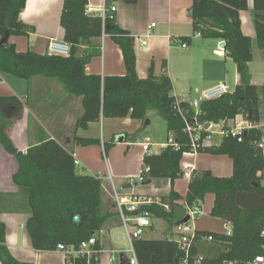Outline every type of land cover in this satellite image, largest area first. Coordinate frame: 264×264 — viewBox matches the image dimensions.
I'll return each mask as SVG.
<instances>
[{
    "label": "trees",
    "instance_id": "16d2710c",
    "mask_svg": "<svg viewBox=\"0 0 264 264\" xmlns=\"http://www.w3.org/2000/svg\"><path fill=\"white\" fill-rule=\"evenodd\" d=\"M114 0H106L110 8ZM134 2L136 0H125ZM27 0H0V40L9 35L28 36L35 27L21 20ZM88 0H64L61 26L64 40L71 44L69 56H49L33 51L18 52L9 41L0 46V71L23 79L44 76L58 79L66 92L81 99L83 114L76 120V129L87 128L92 122L105 118H132L146 121L150 110L157 111L166 121L169 132L174 133L177 146L167 145L160 154H146L143 159L144 182L152 179L183 177V155L191 150V142L184 132V120L176 109L173 82L169 75H157L152 65L147 78L137 73L136 37L121 28L115 12L89 13ZM247 0H193V28L205 38H219L227 54L235 61L241 83L223 96L205 100L200 106L199 119L205 123H220L242 115L246 120L259 124L264 118V85L252 83L249 63L253 58L252 38L241 30L240 11L247 9ZM254 24L258 47L264 50V14L256 0ZM113 15V17H111ZM104 34L110 35L121 48L127 73L123 76L102 77L88 74L86 66L99 53L82 50ZM190 114L195 108L187 101H180ZM22 102L15 96L0 94V141L4 148L15 155L19 162L13 175L15 183L25 191L31 216L27 222L35 249L54 251L58 244L78 247L103 227L110 214L103 213V181L99 176L80 174L74 152L60 141L45 135L38 143L22 152L14 145L8 130L21 116ZM263 107V111H262ZM264 132L261 128L247 130L242 141L224 138L219 147L206 148L213 154L226 155L233 161L230 177L215 176L211 171L194 173L185 196V204L193 208L209 193L215 195L211 215L221 218L234 229L230 234L197 231L190 251V264L200 259V264H223L236 261L243 264L255 257L264 256V151L258 146ZM81 145L100 143L99 139L75 136ZM149 168V171H146ZM143 182V183H144ZM182 196L173 188L161 202L175 205ZM1 203V193H0ZM172 221L173 211L158 202L142 204L139 211ZM1 214V209H0ZM80 217L76 222L74 218ZM212 237L217 254H200L204 240ZM98 239V237H97ZM200 242V243H199ZM199 243V246H198ZM140 264H180L183 255L177 239L148 240L141 237L133 241ZM99 251L92 263H100V241L92 246ZM0 261L2 264H35L15 258L7 244L6 225L0 220ZM66 264H87L83 256L70 255Z\"/></svg>",
    "mask_w": 264,
    "mask_h": 264
},
{
    "label": "crops",
    "instance_id": "0c3cea01",
    "mask_svg": "<svg viewBox=\"0 0 264 264\" xmlns=\"http://www.w3.org/2000/svg\"><path fill=\"white\" fill-rule=\"evenodd\" d=\"M88 1V11L93 14L101 13L103 6L106 5V0ZM63 4L64 0H27L26 7L21 13V20L34 26L35 32L28 36L13 35L10 37L9 41L15 44L18 52L33 51L44 55L47 53L51 40H64L65 30L60 22ZM258 4L260 7H264V0H258ZM112 5L117 8L115 11L117 24L121 28L129 30L136 37L137 73L139 77L147 78L150 67L153 65L157 75L167 74L170 76L175 97L180 101L187 102L196 99L192 98L194 93L201 92L203 94L204 91L213 86L227 83V73L224 70L228 64L227 59L221 60L222 62L220 59H216L217 67L208 76L206 74L199 77V75L192 74V71L197 67L205 69L207 66L209 60L207 50L198 52V47L200 48L202 45L203 47L210 45L214 57H222L219 48H223L224 53L229 56L225 47L221 46L222 39L205 38L199 32L194 31L193 18L189 14L193 0H136L134 2L114 0ZM247 5V9L240 11L241 30L253 41V58L249 63L252 83L262 86L264 79L258 81L252 71V65L255 62L262 63L264 61V50L258 47L256 41L257 32L254 24V15L257 12L256 0H247ZM260 12L264 14V10ZM151 24H155V26L149 34L148 27ZM191 32L198 38H205L203 40L205 42L190 47ZM142 40H148L147 44L142 45ZM183 43L186 44L185 47L182 46ZM87 49L99 51L86 66L88 74H98L105 77L123 76L127 73L123 52L110 35L104 34L95 39L90 46L82 47V50ZM173 57H177L175 66L172 63ZM236 71L234 80L237 86L241 83L237 65ZM0 94L4 96L15 95L23 105L22 116L15 119L8 130L16 148L26 153L32 144L38 143L45 135L50 136L74 152L75 159L79 161L76 164L78 173L102 178L104 189L102 211L110 214V216L96 234L102 246L99 264H105L106 253L109 255L108 264H115L111 261L114 251L126 252L123 248L114 246L120 237L119 235H123L124 239L126 236L121 233L125 227L114 199L113 183L122 197L127 199L143 196L152 199V201L162 200L174 188L182 196L185 203V196L194 173L209 170L219 177H230L233 174L231 158L226 155L199 151L183 155L181 168L184 175L176 179L174 185L170 179H152L150 184L142 183L144 188H140L141 183H139L138 187L123 189V184L129 182L131 178L136 179L139 176L144 156L146 154H160L162 149L169 145V140L175 138L173 132H169L167 129V142L164 139L154 141L150 136H142L141 134V130L144 127L147 128L151 121L146 123V121L142 122L132 118H105L103 116L100 121L90 123L87 128L76 129V120L83 114L81 99L69 95L62 83L56 78L34 76L27 80L0 71ZM262 123L264 120L261 121ZM128 125L130 129H127ZM75 136L99 139L101 142L85 146L76 142ZM145 137L152 139V147L149 153H145L142 146L137 142L139 138ZM222 141L223 138L220 136V140L217 142L214 140L211 147H219ZM126 145L128 146L125 150ZM101 146L103 149L101 152L102 154L105 153L106 157L108 156V147H113L110 149V157H107L105 163L98 157V150ZM154 147L160 149L153 151ZM121 148L124 151V156L121 155V151H118ZM18 167L19 162L16 156L9 153L0 141V220L6 225V239L9 249L12 255L20 261L35 264H66L68 257L65 253L58 250H37L32 244L27 230V222L31 216L27 197L25 191L13 180V175L17 172ZM156 181H158L157 184ZM180 200H176L172 207L168 204L173 211V217L174 208ZM214 202L215 195L209 193L200 203L206 206L208 215L212 217L211 219L215 224L211 226L209 222L198 218L190 226H193L196 232L230 234L229 225L231 224L211 215ZM189 208L192 210L191 207ZM188 216L189 220L186 221ZM173 217L169 223L165 219L151 215V226L146 229L141 238L148 240L178 239V225L190 224L191 215L188 214L179 223H174ZM158 219H162L168 224L164 223L158 228L155 222ZM203 242L205 245L200 248V254L207 256L217 254V249L211 240L203 239ZM0 264H2L1 261Z\"/></svg>",
    "mask_w": 264,
    "mask_h": 264
},
{
    "label": "built area",
    "instance_id": "2783aa9c",
    "mask_svg": "<svg viewBox=\"0 0 264 264\" xmlns=\"http://www.w3.org/2000/svg\"><path fill=\"white\" fill-rule=\"evenodd\" d=\"M117 10L116 6L112 5L110 8H107L106 5L102 8V15L105 17L107 12L114 13ZM113 17V15H111ZM155 26V24H151L148 27V33H151V29ZM201 34V33H200ZM142 45L147 44V40L141 41ZM183 47L186 46L185 43L182 44ZM71 53V44L64 40L53 39L49 42L47 53L49 56H69ZM232 87L228 83H221L216 86H213L202 94L201 99H194L189 102L190 106L195 108V112L190 114L188 111L182 108L180 100L176 101V109L180 116L184 120V132L188 135L191 142V150L186 153H197L200 150L209 148L213 145L214 137L216 135L221 136L223 139L232 137L237 138L238 141H242L243 134L252 128H261L264 127V123L254 124L248 120H246L242 115L236 116L234 119L224 120L220 123L222 127L217 129V126L220 123H209L210 125L207 127L208 123L202 122L199 119V106L205 100H213L223 96L224 94L233 91ZM137 142L142 146L145 153H149L152 147V139L150 137L139 138ZM174 138L169 140V145L177 146ZM258 146L264 151V139L259 142ZM75 163L78 164L79 161L75 159ZM140 172L139 176L134 179L131 178L129 182L132 184L139 182H144V176ZM146 171H149V168H146ZM113 192L114 199L118 205V209L121 215L122 223L126 229V234L128 239L131 242V249L126 251L127 253H132L129 256L131 264H140L135 253V249L133 246V241L136 238L141 237L146 229L151 226V213L148 211H139V208L142 204H150L153 202L161 203L165 209L170 210V206L168 204H164L161 200L152 201V199L143 197V196H134L131 199H127L122 197L121 193L118 191L117 187L113 183ZM203 212L200 203L195 205L192 208L191 213L193 215H200ZM178 245L183 252V255L180 259V264H190V251L194 244V239L196 236V231L193 226H190L188 223H182L178 226ZM264 235V231H263ZM208 240H212V237L209 236ZM98 242L97 236H92L89 240L83 241L78 247L73 245L67 246L65 244H58L57 249L61 251L69 257L70 255L74 256H83L87 260V264H93L92 259L93 255L97 254L99 251L94 249L92 246L96 245ZM122 251H114V255L111 258V261L115 264H119L120 254ZM200 259H195L194 264H200ZM223 264H238L236 261H227ZM243 264H264V256L259 255L255 257L253 260L243 263Z\"/></svg>",
    "mask_w": 264,
    "mask_h": 264
},
{
    "label": "rangeland",
    "instance_id": "374dc122",
    "mask_svg": "<svg viewBox=\"0 0 264 264\" xmlns=\"http://www.w3.org/2000/svg\"><path fill=\"white\" fill-rule=\"evenodd\" d=\"M191 37H192V42H191V45L190 47L194 46L195 44L197 43H201V42H205L203 41L205 38H198L197 35H193L192 32H191ZM148 41V40H147ZM203 47V45H202ZM202 47H198V49H196L198 52H203L202 50H207V57L209 58L208 62H207V66L206 68L204 69L203 67H197L196 69H194L192 71V74L194 75H210L211 71L216 69L217 65H216V59L219 60L220 59V62H222L221 60H224V59H227L228 60V64L227 66L224 68V70H226V73H227V78H226V82L228 84H230V86L232 87V89H235L236 87V83H235V80H234V75L236 74V65H235V62L234 60L227 56L226 53H224L223 51V48H219L218 50L220 51V54L222 55V57H214L212 56V48H210L211 46L210 45H207V46H204L203 48ZM180 56V55H179ZM177 57H173V65L175 66V60H176ZM208 64L210 65L208 67ZM252 71L253 73L255 74L256 78L258 79V81L260 80H263L264 79V61L262 63L260 62H255L253 65H252ZM183 85V83H182ZM202 97V94L201 92L199 93H194L192 98H197V99H201ZM22 110H23V106H22ZM262 111H263V107H262ZM23 112L21 113V116H22ZM149 120L151 121V124L147 126V128H143L141 131H142V136H150L151 138H153L154 141H158L159 139H164L165 142L168 141V138H167V128H166V121L165 119L155 110H151L149 111L148 113V118L146 119V121ZM264 118H262L261 121H263ZM116 122V121H114ZM119 124H121L120 122H118ZM118 123H115L118 125ZM122 126V125H121ZM124 127V126H122ZM222 127V124L220 123L218 126H217V129H220ZM126 129V128H125ZM127 129H130V126L128 125L127 126ZM262 131L264 132V127H261ZM264 139V137H263ZM214 140L215 142H217L218 140H220V136H215L214 137ZM127 146L126 145V148L125 150L127 149ZM100 149L98 150V157L101 158V160H103V162L105 163L106 162V159L107 157L109 158V153H110V149L113 148L111 146L108 147V156L106 157V154L103 153L101 151H103L102 149V146L99 147ZM160 148L158 147H154V150L153 151H157L159 150ZM118 151H121V155L124 156V151L121 149H118ZM123 153V154H122ZM263 178H262V184L264 185V170H263ZM158 181H156V184H157ZM140 188H144L142 183L140 184ZM201 207H202V210L203 212L201 213V215H193L191 213V209L189 208V206H187L183 199L181 198L180 202L178 205L175 206L174 208V217H173V222L174 223H179L180 221H182L188 214L191 215V219L189 221V225H192L194 224V222H196L195 220L198 219V218H202V221H207L209 222V224L212 226L215 224V222L211 219L212 217H210V215H208V211H207V208L206 206H203L202 203H200ZM156 222V225L158 226V228L162 225V224H168V222H165L163 221L162 219H158V220H155ZM180 225V224H179ZM178 225V226H179ZM122 234H125V239L123 238V235H119L120 237L118 238L117 240V243H114V246L115 247H120V248H123L125 251H129L131 249V242L130 240L128 239L127 237V234H126V229H122L121 231ZM128 255L131 256L132 253L128 252ZM105 264H108V258H109V255L108 253H106L105 255Z\"/></svg>",
    "mask_w": 264,
    "mask_h": 264
},
{
    "label": "water",
    "instance_id": "95a60500",
    "mask_svg": "<svg viewBox=\"0 0 264 264\" xmlns=\"http://www.w3.org/2000/svg\"><path fill=\"white\" fill-rule=\"evenodd\" d=\"M189 14L190 16H193V8L190 9L189 11ZM8 43H9V35H6L4 36L1 40H0V46L1 47H4L6 48L8 46ZM225 42L223 41L221 46L222 47H225ZM146 123H149V120L146 121ZM210 124L208 123L207 124V127L209 126ZM152 182V180H148L147 182H144V184H150ZM139 186V182H136L134 184H132L131 182H126L125 184H123L122 188L123 189H132L134 187H138ZM74 220L76 222H78L80 220V217L79 216H76L74 218ZM189 220V216L186 218V221ZM229 229L232 231L234 229L233 225H229ZM119 264H131L130 263V259H129V256L126 252H121L120 254V262Z\"/></svg>",
    "mask_w": 264,
    "mask_h": 264
}]
</instances>
